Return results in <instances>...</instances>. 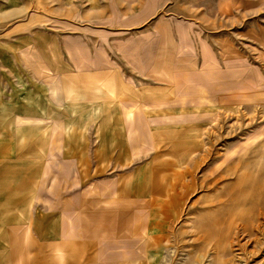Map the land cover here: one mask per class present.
Listing matches in <instances>:
<instances>
[{
    "label": "rangeland",
    "instance_id": "rangeland-1",
    "mask_svg": "<svg viewBox=\"0 0 264 264\" xmlns=\"http://www.w3.org/2000/svg\"><path fill=\"white\" fill-rule=\"evenodd\" d=\"M126 239L264 264V0H0V264Z\"/></svg>",
    "mask_w": 264,
    "mask_h": 264
},
{
    "label": "crops",
    "instance_id": "crops-1",
    "mask_svg": "<svg viewBox=\"0 0 264 264\" xmlns=\"http://www.w3.org/2000/svg\"><path fill=\"white\" fill-rule=\"evenodd\" d=\"M196 110H200V108H198V109H196ZM196 110H194V111H196ZM207 110V109H206ZM213 110V109H212ZM127 119H128V122H129V126L131 127V125H132V122H133V119H132V114L129 112L128 114H127ZM115 193H113V194H110V196L109 197H111L112 195H114ZM94 216L93 217H89V219H88V226H89V228H90V230H92V229H95L96 231H98V230H100V228L98 227V220L101 218V217H95L96 216V212H95V214H93ZM104 224V223H103ZM115 227V226H114ZM94 231V230H93ZM126 235H123V237H125ZM94 237V232L91 234V239H94L93 238ZM90 238V237H89ZM121 242H124V251L123 250H121L122 251V254H120L119 256H120V258L119 259H122V255H125L124 257H123V261L125 260V262H124V264H138V262H139V264H141L140 263V258H141V256H140V258H136L135 256H136V253H138V250H136V251H134L133 252V250L135 249V245H136V243H132L133 242V240L132 241H128V239H126V240H124V241H122L121 240ZM101 246V242H100V240H98L97 241V243L95 242V241H90V242H87V247H88V250H89V255H88V259H89V261H91L92 263H95V262H97L98 261V259H100L102 256V253L100 252V249H96L97 247H100ZM95 249H96V251H95ZM108 257H110L112 260L114 259V261L116 260L115 259V257H116V255H109ZM118 259V260H119Z\"/></svg>",
    "mask_w": 264,
    "mask_h": 264
},
{
    "label": "bare ground",
    "instance_id": "bare-ground-1",
    "mask_svg": "<svg viewBox=\"0 0 264 264\" xmlns=\"http://www.w3.org/2000/svg\"><path fill=\"white\" fill-rule=\"evenodd\" d=\"M204 227V226H203ZM198 230H202V227H198ZM206 231V230H205ZM201 232V231H200ZM202 233V232H201ZM225 256V255H224ZM226 256H227V254H226Z\"/></svg>",
    "mask_w": 264,
    "mask_h": 264
}]
</instances>
